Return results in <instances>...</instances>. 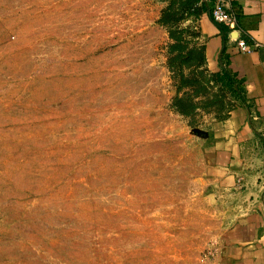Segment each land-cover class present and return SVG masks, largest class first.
<instances>
[{"label":"rangeland","instance_id":"1","mask_svg":"<svg viewBox=\"0 0 264 264\" xmlns=\"http://www.w3.org/2000/svg\"><path fill=\"white\" fill-rule=\"evenodd\" d=\"M164 7L0 0V264H216L196 131L234 101Z\"/></svg>","mask_w":264,"mask_h":264},{"label":"crops","instance_id":"2","mask_svg":"<svg viewBox=\"0 0 264 264\" xmlns=\"http://www.w3.org/2000/svg\"><path fill=\"white\" fill-rule=\"evenodd\" d=\"M159 1L163 16L199 4L189 22L203 43L204 65L234 101L224 117L196 131L204 192L226 225L216 264H264V0L228 1L248 43L260 45L250 52L239 50L237 32L211 19L214 0Z\"/></svg>","mask_w":264,"mask_h":264},{"label":"built area","instance_id":"3","mask_svg":"<svg viewBox=\"0 0 264 264\" xmlns=\"http://www.w3.org/2000/svg\"><path fill=\"white\" fill-rule=\"evenodd\" d=\"M228 1L229 0H214L213 6L210 10V17L215 23L225 25L230 31L237 32L238 38H235V40H237L239 50L241 52H250L252 49L257 48L260 45L257 42L252 44L248 43L246 34L238 28L237 19L234 13L230 10Z\"/></svg>","mask_w":264,"mask_h":264},{"label":"trees","instance_id":"4","mask_svg":"<svg viewBox=\"0 0 264 264\" xmlns=\"http://www.w3.org/2000/svg\"><path fill=\"white\" fill-rule=\"evenodd\" d=\"M197 4H198V3H197ZM185 10H186L187 12L189 11L190 14H191V13H192V14L197 13V10H196V8L193 6V4H189L188 7H187V9H185ZM166 16H167V13L163 16L162 23L168 25V24H169V21H168V19L166 18ZM167 17H169V15H168Z\"/></svg>","mask_w":264,"mask_h":264}]
</instances>
